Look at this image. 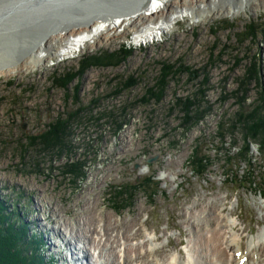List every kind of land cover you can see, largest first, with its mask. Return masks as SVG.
I'll return each mask as SVG.
<instances>
[{"label":"rangeland","instance_id":"rangeland-1","mask_svg":"<svg viewBox=\"0 0 264 264\" xmlns=\"http://www.w3.org/2000/svg\"><path fill=\"white\" fill-rule=\"evenodd\" d=\"M65 3L59 13L64 20L67 9L81 6L80 0ZM202 15L196 12L194 25L187 18L178 20L152 43L134 46L135 30H119L77 57L52 58L47 67L27 74L0 76V202L6 213L21 217L28 237L40 239L45 264H65L61 258L67 251L76 261L93 254L77 237L90 212L98 229L107 221H116L121 232L132 226V233L139 234L133 245L143 242L145 251L147 240L150 248L158 241L161 259L175 250L182 252L181 259L191 257L189 213L215 204L218 197L224 214L245 231L244 246L261 236L264 156L257 144L234 133V115L261 112L264 120V4L235 18ZM44 20L30 34L0 38V65L27 54L35 42L33 32L50 31L45 25L53 23ZM121 46L130 50L121 64L87 65L81 76L75 74L84 57ZM161 65L193 75L169 79L156 102L147 95ZM67 71L68 84L57 83L65 88L52 84V76ZM200 74L209 83L200 89L204 102L197 112L206 113L183 128L181 112L187 105L177 99L196 100L192 80ZM112 114L117 124L96 120ZM51 127H61L59 143L44 140ZM200 151L206 160L190 167L188 160L195 161Z\"/></svg>","mask_w":264,"mask_h":264},{"label":"bare ground","instance_id":"bare-ground-1","mask_svg":"<svg viewBox=\"0 0 264 264\" xmlns=\"http://www.w3.org/2000/svg\"><path fill=\"white\" fill-rule=\"evenodd\" d=\"M65 1L67 0H0V38L30 34L44 19L53 23L50 28L45 25L50 30L45 34L33 32L35 42L31 50L19 60L1 64L0 76L27 74L47 67L48 60L52 58L59 61L77 57L117 36L119 30L128 33L130 29H134L131 44L138 46L152 43L170 32L178 20L187 18L190 24H196V12L203 14L205 19L225 16L235 18L243 10L264 4V0H103L99 9H87L85 6L91 0H80L81 6L75 7V4L74 10L72 6L66 10L63 15L69 17L64 20L59 13L65 8ZM113 4L117 7L116 10L110 9ZM219 199L216 198L213 205L207 203L208 206L189 213L188 222L191 223L190 232L194 238L193 241L192 238L190 240V258L181 259L182 252L175 250L161 259L156 251L160 247L158 241L151 243L153 246L150 248L147 240L148 250L145 251V243L137 242L133 245L132 241L139 234L132 233V226L126 225L121 232L116 221H107L98 229L93 227L95 218L90 212L82 220L83 232L77 237L94 250L93 254L80 256L76 261L72 258L73 254L67 251L61 260H66L65 264H154L155 259L160 260L155 264H264V231L260 232L261 236L257 241L251 240L244 246L241 235L245 231L237 229V225L230 220L232 215L224 214L221 204L217 202Z\"/></svg>","mask_w":264,"mask_h":264},{"label":"trees","instance_id":"trees-1","mask_svg":"<svg viewBox=\"0 0 264 264\" xmlns=\"http://www.w3.org/2000/svg\"><path fill=\"white\" fill-rule=\"evenodd\" d=\"M129 52H130L129 49H127L125 46H121L117 51L111 53H104L98 56L96 55V56L84 57L83 59L80 60L79 62L80 69H78L77 73L75 74L77 76L79 75L81 76V74H83V72L86 70L85 68L87 65L99 66V67L117 66L128 58ZM183 70L176 71L173 69V66L161 65V68L159 70L160 71L159 76L157 77L152 89L148 90L149 95H147V98L150 97L156 102L161 101L164 93L167 90L169 79L172 78L174 79L176 75L191 73L188 70H184V71ZM191 74L193 75V73ZM62 75L63 76H58V78L52 76L51 78L52 84L58 85L57 83L61 82V80L65 82V85L68 84V82L70 81L69 79L70 72L67 71L65 72V74ZM71 76H74V74ZM201 76H202L201 74L197 75L196 77L193 78L194 80H192L197 88L196 93L192 96V97L196 96V100L191 99L192 101H190L188 99H184V100L177 99L178 104L183 105L184 103L185 105H187L185 106L184 110H182L181 112L182 120L184 121L182 123L183 128L190 126L189 124L190 121H194V123L200 121L202 119L201 117H203V115L206 113V112H197L198 109H200L199 107L201 106V104L204 102V100L202 99L204 93L200 91V89L204 87H208V83H209L203 78V76L201 78ZM63 77L65 78L63 79ZM65 85L63 86L58 85L57 87L62 89L65 88ZM238 91L241 92V89L239 88ZM242 99L243 100H241L240 103L245 101V98ZM260 113L261 112H258L254 116H251L248 113L245 114V112L244 114H242V112L236 113L234 115L236 120V127H235L236 129L234 133L240 135L243 142H245L246 140H250L252 143L257 144L259 153L263 154L264 156V120L261 119ZM101 119L108 120L109 122H112L114 124H117L118 122L117 120L118 117L114 114L103 116L101 118H97L96 120L99 121ZM231 126L232 124L230 122V124L227 127H231ZM248 126L251 129L253 128L254 131L245 132V128ZM56 128L57 127L54 128L51 127L52 130L49 128V131L51 130V132L49 134L46 133V136L43 137L44 140L47 137H51V139H55V141L59 143L60 135L58 133H61L62 129L60 127L61 129L60 131L59 128L57 129ZM62 128L64 127L62 126ZM63 132L65 133L66 131L64 130ZM57 144H54V146ZM51 146H53V144H51ZM202 154L203 152L200 151L198 154L199 156L196 158L195 161L193 159L192 160L189 159L188 165L194 168H197L199 166L201 167L200 164H202L206 160V157L202 156ZM193 171L196 172V170ZM253 179L255 180L257 178L254 177ZM255 182L256 180L253 183ZM4 205L5 204L3 202H0V264H45L44 258L40 254V246H41L40 239L36 238L35 236L28 237L27 236L28 230H26V227L28 228V226L21 221L20 216L15 217L11 213H6V209H5L6 207Z\"/></svg>","mask_w":264,"mask_h":264},{"label":"water","instance_id":"water-1","mask_svg":"<svg viewBox=\"0 0 264 264\" xmlns=\"http://www.w3.org/2000/svg\"><path fill=\"white\" fill-rule=\"evenodd\" d=\"M108 1V0H107ZM102 2V3H101ZM103 0H91L88 5L86 4L85 8L89 9V8H92V9H99L100 7V4H103ZM119 4V3H116V5ZM115 7V4L112 5V7ZM117 8V7H116ZM115 8V10H116Z\"/></svg>","mask_w":264,"mask_h":264}]
</instances>
